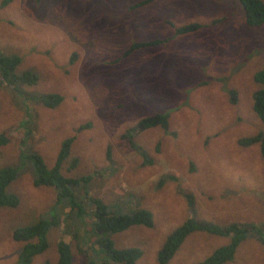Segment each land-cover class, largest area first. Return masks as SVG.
<instances>
[{"label":"rangeland","instance_id":"374dc122","mask_svg":"<svg viewBox=\"0 0 264 264\" xmlns=\"http://www.w3.org/2000/svg\"><path fill=\"white\" fill-rule=\"evenodd\" d=\"M3 1L0 53L18 55L17 72L30 69L39 79L18 93L0 76V132L11 136L0 146V167L17 169L7 190L20 200L16 207L0 206V264H15L23 246L13 230L53 210L60 226L49 228V246L31 264H56L59 238L71 245V264H86L85 254L97 250L89 240L90 197L113 210L151 212L152 226L132 225L111 236L116 247L142 250L135 264H159L167 236L189 217L220 226L253 224L264 236V162L258 143H238L264 131L253 110L260 86L254 74L264 68V24L248 26L238 0H153L137 8L130 5L139 0ZM192 23L199 29L177 32ZM152 39L163 41L124 55L133 42ZM42 93H58L62 101L50 108L29 96ZM155 112L169 114L168 129L133 136L153 160L145 164L122 134ZM70 136L75 139L61 172L90 177L88 193L73 186L82 215L71 211L68 198L57 205L53 186L32 181L33 154L51 167ZM184 192L193 194V208ZM249 234L225 264H264V246ZM228 241L195 231L166 264H196Z\"/></svg>","mask_w":264,"mask_h":264},{"label":"trees","instance_id":"16d2710c","mask_svg":"<svg viewBox=\"0 0 264 264\" xmlns=\"http://www.w3.org/2000/svg\"><path fill=\"white\" fill-rule=\"evenodd\" d=\"M153 0H139L130 5V8H137L150 3ZM8 0H4L5 5ZM244 10L245 23L250 27H257L264 24V0H238ZM197 23L183 25L177 28V32L185 33L199 29ZM162 39H152L147 41H135L124 52V55L130 54L135 49L143 48L150 45H158ZM21 62L18 55L0 53V76L9 84H13L14 90L21 93V85H34L39 77L37 72L27 69L17 72V68ZM254 81L260 86L253 93V110L258 118L264 122V68L258 70L254 74ZM28 96V95H27ZM30 98L39 100L43 105L53 108L62 101V96L58 93H42L38 95H29ZM232 101H236V94L231 91ZM89 123L79 127L83 129L88 127ZM169 126V114L164 112H155L141 118L135 127L126 130L122 137L129 140L131 147L139 152L143 157L145 164H152L153 160L149 157L143 148L137 147L133 136L134 133L147 130L153 127H161L167 130ZM11 136L8 131L0 132V146L8 144ZM75 136L65 138L55 161L51 167L46 166L42 157L36 153L33 154L34 160V178L32 179L35 186H53L56 189L57 205L60 199H69L71 211L77 214L85 213L82 202L78 201L73 190V186L82 185L85 192L88 193L86 184L89 181L88 176L82 178L66 177L61 172V166L70 154L71 146ZM241 146L259 145L261 157L264 162V131H260L248 137L238 139ZM18 176V171L12 166L0 167V206L16 207L20 200L19 197L7 190L8 185ZM172 180V176H169ZM164 177L160 179V183H164ZM89 195V194H87ZM189 206L193 208L195 200L193 194L184 192ZM91 196V195H90ZM92 206L90 229L91 235L89 240L97 247L96 253H86V264H135L141 257L142 250L138 247H116L111 236L115 233L124 231L132 225H153V217L147 209H136L129 213L124 210H113L101 199L90 197ZM68 203V201H67ZM82 204V205H81ZM49 218H40L31 225L17 227L12 232V238L15 241L23 243L18 253L15 264H31L33 258L44 252L49 242L47 233L51 226H60L61 219L57 212L53 210ZM67 226L66 224H64ZM195 231L207 232L219 236H228L229 241L216 248L209 256L196 264H225L231 261L235 255L239 244L249 236V233H255L258 240L264 246V236L261 229L256 225L247 223L231 222L226 226H220L212 222L205 221L196 217H189L182 224L176 227L166 238L162 248L158 252V263L166 264L175 254L180 245L187 236ZM93 234V235H92ZM249 234V235H248ZM75 236L78 237L77 234ZM76 237V238H77ZM86 234H82L81 238H85ZM85 253V250L82 249ZM57 262L56 264H71L73 260V252L70 243L59 238L57 241Z\"/></svg>","mask_w":264,"mask_h":264}]
</instances>
